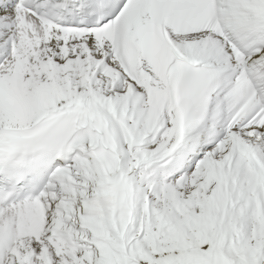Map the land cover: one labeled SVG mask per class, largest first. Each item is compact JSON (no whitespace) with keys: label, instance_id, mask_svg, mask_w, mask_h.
Masks as SVG:
<instances>
[{"label":"bare ground","instance_id":"6f19581e","mask_svg":"<svg viewBox=\"0 0 264 264\" xmlns=\"http://www.w3.org/2000/svg\"><path fill=\"white\" fill-rule=\"evenodd\" d=\"M18 2L0 0V92L12 97L0 102V141L5 129L19 131L14 140L40 134L29 129L60 108L103 126L118 165L107 175L85 148L57 162L48 213L35 224L27 215L32 204L0 206V234L8 224L0 264H264V132L225 135L216 117L223 114L220 95L184 131L173 102L128 80L91 37L44 35L29 16L22 21ZM243 2L264 6L223 0L221 19L237 46L256 47L244 52V63L215 33L171 36L195 63L246 66L264 97V25ZM133 66L139 74L142 67ZM245 149L249 170L238 156Z\"/></svg>","mask_w":264,"mask_h":264},{"label":"rangeland","instance_id":"374dc122","mask_svg":"<svg viewBox=\"0 0 264 264\" xmlns=\"http://www.w3.org/2000/svg\"><path fill=\"white\" fill-rule=\"evenodd\" d=\"M11 27V26H10ZM15 52H17V49H15Z\"/></svg>","mask_w":264,"mask_h":264}]
</instances>
